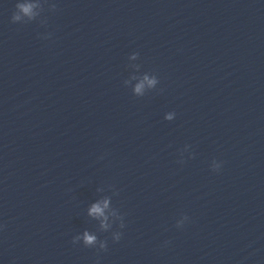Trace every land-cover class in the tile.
I'll return each mask as SVG.
<instances>
[{
    "label": "clouds",
    "instance_id": "1",
    "mask_svg": "<svg viewBox=\"0 0 264 264\" xmlns=\"http://www.w3.org/2000/svg\"><path fill=\"white\" fill-rule=\"evenodd\" d=\"M33 7L34 5L32 3L21 2V0H19V2H17L15 5V11L13 12L11 16V21L13 23H19L21 21V14H23V16L31 18L33 15ZM144 79L148 81V84L150 86L155 85L156 83L155 79L149 80L147 76H145ZM143 86H144L143 83L137 84L134 90L135 93L140 94ZM172 118H173L172 114H168L166 116V119L168 120H172ZM108 205H109L108 200H104L103 202L94 203L90 207L88 214L93 217H104V209H106ZM104 218L105 220L107 219V217H104ZM102 227L107 228V224H102ZM121 237H122V234L117 235L114 241L118 242L121 239ZM78 240H79V237L74 238L72 240L73 244H76ZM83 242H84L85 247L91 248L93 245L96 244L97 238L95 235H91L87 231H85L83 233ZM99 250H107V243L106 242L100 243Z\"/></svg>",
    "mask_w": 264,
    "mask_h": 264
}]
</instances>
